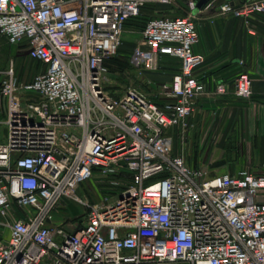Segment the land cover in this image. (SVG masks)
I'll return each mask as SVG.
<instances>
[{"label":"built area","instance_id":"2783aa9c","mask_svg":"<svg viewBox=\"0 0 264 264\" xmlns=\"http://www.w3.org/2000/svg\"><path fill=\"white\" fill-rule=\"evenodd\" d=\"M174 1L0 0V37L44 66L26 83L13 68L0 78V227L10 233L0 264H264V172L211 173L176 152L207 94L196 74L205 62L195 49L198 0L189 16L148 19L132 48L136 70L161 74L165 60L178 61L157 86L162 102L135 87L106 89L129 21ZM221 10L250 19L264 15V0ZM232 92L252 96L248 73ZM96 172L110 179L90 202L78 190ZM69 202L85 209L73 220L59 211Z\"/></svg>","mask_w":264,"mask_h":264},{"label":"crops","instance_id":"0c3cea01","mask_svg":"<svg viewBox=\"0 0 264 264\" xmlns=\"http://www.w3.org/2000/svg\"><path fill=\"white\" fill-rule=\"evenodd\" d=\"M217 1H222L220 6L226 2L237 6L245 0H210L195 11L200 37L195 49L205 56L196 74L206 84L207 94L198 99L188 138L195 142L197 155L206 156L216 172L234 174L248 168L260 174L264 172V15L256 14L250 19L236 17L218 9ZM3 72L0 71V78ZM242 72L252 79L253 93L249 98L232 92L234 80ZM152 76L166 81L172 75ZM220 83L229 86L228 94L216 92ZM3 99L0 94V105ZM2 111L0 106V129L4 125L5 139L7 109L4 115ZM90 181L80 188H89ZM4 231L0 242L9 237V230Z\"/></svg>","mask_w":264,"mask_h":264},{"label":"rangeland","instance_id":"374dc122","mask_svg":"<svg viewBox=\"0 0 264 264\" xmlns=\"http://www.w3.org/2000/svg\"><path fill=\"white\" fill-rule=\"evenodd\" d=\"M221 3L222 1H217L215 6L219 9L221 8ZM190 13L191 8L189 0H177L166 7L149 5L147 8H144L141 16L133 24L127 26L128 30L124 34L123 44L119 50V53L110 64V81L106 83V89L111 94L120 96L123 95L128 88L135 87L149 94L151 98L162 102V100H159V98L156 97V93L158 91L157 86L168 82L171 79H167L166 81L159 79L157 80L152 76L154 73L148 72L146 70L141 71L133 69L129 65V57L134 44H136L140 39L142 26L148 19L161 15L169 17H184L189 16ZM0 46V71L13 68L21 82L24 83L31 81L36 74L44 71V68L41 64H39V62L28 57L27 49L19 48L18 45H10L3 37H0ZM163 65L168 67L169 70L161 72V74L172 75L179 63L177 60L167 59L163 62ZM28 96L33 97L32 94H28ZM6 102L7 100L4 98L0 105L3 107V115L7 109ZM3 127L4 125L1 126L0 129V142L4 141V136L2 135ZM191 139L192 138L190 137L188 138V134L185 139H182L181 135H177V141L175 143L177 153L183 152L187 163L192 167H198L202 165L211 173H218L213 169V166L211 165L212 162L206 160V156H202L200 154L197 155V146H195V142H192ZM109 179L110 178L104 177L100 172H96L90 181V186L95 187L98 185L100 187L102 186V188H90V186H88L89 188H80L78 190V194L82 198L86 200L88 199L90 202H97L106 195V186ZM80 206L81 205H78L77 203L69 202L68 208H60V215L66 219L73 220L76 216L82 214L85 211V209ZM0 220H2L1 217ZM5 234L6 232L4 229L0 231V240Z\"/></svg>","mask_w":264,"mask_h":264},{"label":"trees","instance_id":"16d2710c","mask_svg":"<svg viewBox=\"0 0 264 264\" xmlns=\"http://www.w3.org/2000/svg\"><path fill=\"white\" fill-rule=\"evenodd\" d=\"M149 5H153V6H157V7H166V6H168L169 4H148L145 8H147ZM144 10V9H143ZM143 12V11H142ZM141 16V15H140ZM139 16V17H140ZM139 17H136V18H133L132 20H130L129 21V23H128V25H131V24H133ZM146 23V22H145ZM145 23H144V25H145ZM144 25L142 26V28L144 27ZM135 26V25H134ZM116 58V57H115ZM114 58V59H115ZM113 59V60H114ZM113 60H111L110 62H109V67H110V64H111V62L113 61ZM129 62V61H128Z\"/></svg>","mask_w":264,"mask_h":264},{"label":"water","instance_id":"95a60500","mask_svg":"<svg viewBox=\"0 0 264 264\" xmlns=\"http://www.w3.org/2000/svg\"><path fill=\"white\" fill-rule=\"evenodd\" d=\"M210 0H200L197 4V7H202L204 6L207 2H209ZM246 1V0H245Z\"/></svg>","mask_w":264,"mask_h":264}]
</instances>
